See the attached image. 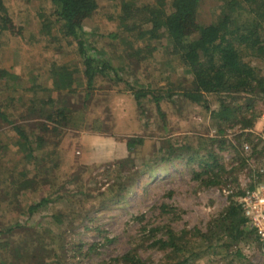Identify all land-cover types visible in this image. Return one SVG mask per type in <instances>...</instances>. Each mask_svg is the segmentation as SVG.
<instances>
[{
    "label": "rangeland",
    "instance_id": "obj_1",
    "mask_svg": "<svg viewBox=\"0 0 264 264\" xmlns=\"http://www.w3.org/2000/svg\"><path fill=\"white\" fill-rule=\"evenodd\" d=\"M119 1L97 0V9L84 23V30L85 37L100 50V55L109 58L115 68H122L121 77L130 85L98 75L90 89L92 95L83 104L85 86H77V92L69 94L70 103H66L73 105V122L67 128L45 135L39 129L42 120L37 116L29 118L26 112L33 95L30 85L51 88L39 90L36 97L50 93L63 104L65 99L60 97L67 93L59 94L52 89L49 69L53 63L76 65L74 76L79 78L81 59L73 40L67 41L56 32L58 25H53L50 33L43 30L42 24L53 19L50 0H2L22 32L0 37V68L15 75L8 84L1 80L0 104L31 140L41 134L48 139L44 149H34L33 154L42 157V161L34 162L25 156L11 125L0 121V230L14 228L11 233L1 234L0 243L4 245L8 241V246H4L8 253L24 241L29 251L15 258L14 264L41 261L106 264L129 249L138 250L152 264H163L168 260L165 251L151 248L152 240L144 241L152 229H156L157 237L159 231L162 236L168 229L176 232L197 229L207 233L209 224H217L216 218L236 192L264 180L257 173L264 153L250 133L247 136L241 133L240 121L256 116L252 129H260L264 98L253 96L255 101L250 110L243 98L238 99L239 106L233 107L239 111L226 122L212 118L210 112L218 108L216 95H205V107L184 99L179 93L190 83L191 75L166 39L154 43L156 49L149 59L137 60L133 56L137 43L133 45L135 50L131 48L134 34L123 31L118 18ZM135 1L140 6L159 0ZM224 2L201 0L199 23L217 20ZM136 21L140 20L132 18L131 23ZM252 59L253 65L264 70V57ZM135 90L146 91L138 105L133 96ZM168 93L172 95L170 98ZM219 128L223 134L218 132ZM83 135L113 136L120 143L130 137L143 138V144L137 145L131 154L135 164L131 172L136 174L131 186L117 191V184L126 175L119 173V166H114L129 154L115 158L119 151L113 156L107 146H94L90 141L82 146ZM214 138L224 139V145L219 147L218 141L210 145ZM245 141L250 150L243 149L241 144ZM209 149L222 166V170L213 168L209 172L211 178L218 176L222 182L218 185H205L202 178L195 177V172L202 171L201 155L205 159ZM195 150L199 155H193ZM30 178L32 186L18 190L20 183ZM43 197L50 201L29 213L27 207ZM47 248L49 253L44 252ZM206 249L204 255L191 263L264 264V245L254 236L239 239L229 249H222L216 243ZM236 251L242 258L234 255Z\"/></svg>",
    "mask_w": 264,
    "mask_h": 264
},
{
    "label": "trees",
    "instance_id": "obj_2",
    "mask_svg": "<svg viewBox=\"0 0 264 264\" xmlns=\"http://www.w3.org/2000/svg\"><path fill=\"white\" fill-rule=\"evenodd\" d=\"M200 2L201 0H159L156 3H141L138 6L139 2L135 0H121L119 1L118 18L123 25V31L134 34L131 48H134V43H137L136 48L138 49L133 52V56L137 60L149 59L156 49L154 43L160 39H166L173 53L179 57L187 73L191 75L190 83L181 88L179 93L184 99L205 107L207 102L205 95H216L218 108L210 112L211 116L217 121L226 122L235 116L236 111H239L235 108L239 106L236 103L238 99L243 98L245 105L248 106L247 109L250 110L255 101L253 96L264 98V70L252 64V58L262 60L264 57V0H225L219 17L209 24H200L198 21ZM50 3L53 8V19L52 21L46 20L42 24L43 30L50 33L53 25H58L56 32H59L62 38L67 41L73 40L76 44L77 54L81 59L82 72L77 78L74 76L76 65L71 67L67 64L53 63L50 67L49 74L53 78L52 89L59 94L67 93L60 97L65 99L63 104L58 99H54L50 93L46 97H36L39 90L49 91L51 88L49 89L43 84L30 85L33 95L26 112L29 118L37 116L42 120L39 129L45 135L67 128L73 122L71 114L74 112L71 107L73 105L69 106L66 103H70L69 94L76 93L77 86L82 84L85 86L83 104L92 95L90 89L93 88L98 75L130 85L128 80L121 77L122 68H115L109 58H103L100 55V50L89 42L88 37H85L84 23L96 11L97 0H50ZM132 18L140 21L131 23ZM128 23L131 24L127 25ZM20 32H22V28L13 23L7 7L0 0V37L5 33L19 35ZM142 48L145 49V52H141ZM248 56H251L248 58L252 59L251 61L246 59ZM14 76L7 69L0 68V82L4 80L5 84H8ZM74 84L76 87L73 86ZM170 91L171 89L168 92ZM241 94L244 96L241 97ZM145 95L146 91L135 90L133 96L137 105ZM171 96L168 93L167 97ZM226 98H230L231 103ZM155 100L157 109H159V98L156 97ZM255 119L256 116H251L246 121L240 120L241 127L243 129L252 128ZM0 121L11 125L18 136L20 145L25 150L26 157L32 158L34 162L42 161V157L34 155L33 151L38 148L44 149L45 143L48 141L44 135H36V139L31 140L26 130L11 120L2 110L1 104ZM218 132L224 133L222 128H219ZM243 134L250 135L247 132ZM33 141L35 142L34 147H32ZM224 141V139L214 138L210 141V145L217 142L220 147L224 145ZM142 144V137L126 139L125 146L129 156L114 164V166H119V173L125 172L126 175V177L124 176L125 180L122 179L117 184L118 192L125 191L136 177V174L131 172L135 169L131 154L137 145ZM54 145L56 144L54 143ZM211 151L209 149L204 154L205 159L201 155L202 171L195 172V177L202 178L205 185H218L222 183L218 176L211 178L209 172L213 168L222 170V166L219 165L218 158ZM193 155H199V151L195 150ZM190 159L193 157L191 156ZM56 165L57 163L54 167ZM32 180L31 178L25 179L18 186V190L30 188L33 184ZM254 187L255 185H251L249 189ZM243 192H236L235 197L232 196L228 205L216 218L217 224L216 222L214 225L209 224L207 233L197 229L182 232L168 229L167 234L162 233V236L161 231L158 230L160 234L157 237L156 229H152L150 236L144 241L152 240L149 243L151 248L165 251L168 260L163 264H192L194 260L207 252L208 246L215 243L222 246V249H229L244 237L254 236L258 240V236L250 228L237 201ZM49 201L47 197H43L38 203L29 205L27 211L33 214L40 206ZM56 218L62 220L59 217ZM13 231L12 227L4 231L0 230V236ZM4 246H8V241L4 245L0 243V264H14V259L21 257L25 250L29 254L27 243L24 241L9 249L8 253L4 250ZM49 250L47 248L44 252L49 253ZM234 255L242 258L239 251H236ZM111 261L106 264H152L143 258L136 249H129ZM38 264L48 263L41 261Z\"/></svg>",
    "mask_w": 264,
    "mask_h": 264
},
{
    "label": "built area",
    "instance_id": "obj_3",
    "mask_svg": "<svg viewBox=\"0 0 264 264\" xmlns=\"http://www.w3.org/2000/svg\"><path fill=\"white\" fill-rule=\"evenodd\" d=\"M260 121V129H243V132L250 133L258 143L259 150L264 153V107L260 114ZM242 147L250 150V145L246 141L243 142ZM257 173L264 178V160ZM237 201L250 228L255 231L258 240L264 245V183H257L254 188L244 190Z\"/></svg>",
    "mask_w": 264,
    "mask_h": 264
},
{
    "label": "crops",
    "instance_id": "obj_4",
    "mask_svg": "<svg viewBox=\"0 0 264 264\" xmlns=\"http://www.w3.org/2000/svg\"><path fill=\"white\" fill-rule=\"evenodd\" d=\"M135 120L137 122V119H135ZM89 141L94 146H102V145L107 146L109 149H111V153L113 156H114V153L116 150H117V152L119 151L117 157L114 156L115 158L123 157L128 153L126 146H125V143L117 142L113 136H111V137L110 136H108V137H101V136L87 137V136L83 135L80 138V142H81L82 146L89 144Z\"/></svg>",
    "mask_w": 264,
    "mask_h": 264
}]
</instances>
